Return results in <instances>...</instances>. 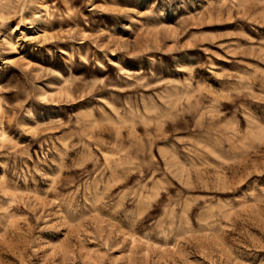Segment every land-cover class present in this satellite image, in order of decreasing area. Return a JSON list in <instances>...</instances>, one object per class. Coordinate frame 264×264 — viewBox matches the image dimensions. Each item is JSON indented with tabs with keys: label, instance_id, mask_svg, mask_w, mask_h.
Masks as SVG:
<instances>
[{
	"label": "rangeland",
	"instance_id": "obj_1",
	"mask_svg": "<svg viewBox=\"0 0 264 264\" xmlns=\"http://www.w3.org/2000/svg\"><path fill=\"white\" fill-rule=\"evenodd\" d=\"M0 264H264V0H0Z\"/></svg>",
	"mask_w": 264,
	"mask_h": 264
}]
</instances>
